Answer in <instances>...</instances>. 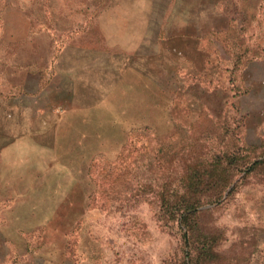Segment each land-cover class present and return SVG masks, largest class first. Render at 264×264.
I'll return each mask as SVG.
<instances>
[{"label":"rangeland","instance_id":"obj_1","mask_svg":"<svg viewBox=\"0 0 264 264\" xmlns=\"http://www.w3.org/2000/svg\"><path fill=\"white\" fill-rule=\"evenodd\" d=\"M0 97L85 154L84 200L0 264H264V0H0ZM191 171L230 184L185 194V238Z\"/></svg>","mask_w":264,"mask_h":264},{"label":"crops","instance_id":"obj_2","mask_svg":"<svg viewBox=\"0 0 264 264\" xmlns=\"http://www.w3.org/2000/svg\"><path fill=\"white\" fill-rule=\"evenodd\" d=\"M125 54L129 55L127 51L121 55ZM96 71L93 75L99 78ZM111 77L107 75L104 80L110 81ZM83 78L76 92L78 101L102 95L106 87L91 83L86 75ZM22 114L21 105L7 103L0 97L1 262L8 255H22L20 248L31 247L30 238L34 232L39 235L54 229L52 225L56 221H63V214L69 215L64 209L70 207L71 200L80 198V191L81 199L85 198V175L83 172L80 176L79 171L80 156L83 167L85 162L83 133L75 126H46L41 130L23 131ZM72 117L67 110L61 121H70Z\"/></svg>","mask_w":264,"mask_h":264},{"label":"trees","instance_id":"obj_3","mask_svg":"<svg viewBox=\"0 0 264 264\" xmlns=\"http://www.w3.org/2000/svg\"><path fill=\"white\" fill-rule=\"evenodd\" d=\"M225 159H227L228 163L231 164L233 157L231 156H227L225 157ZM217 165H220V161L217 162ZM223 172V170L221 171V173ZM228 178H224V179H218V180H214L211 181L212 179H210V177L207 178H203V176L201 174H199L198 171H191L190 174L188 175L187 179H186V183L184 186V195L181 196L182 198V203L183 206L182 208H180V213H179V217H180V226L183 230V235L186 237L191 236L192 233L195 231L196 226L195 223L193 222V215H195L196 211H197V207H198V202L199 200L197 199H193L192 197L188 198L186 197L185 194H190L191 192H198L200 190V188L204 185H209L211 182H213V187L214 190L218 191L219 193H221L223 191L224 188L228 187L230 182L229 180H227ZM165 202L169 205H171L172 203H174L173 205H176V201L170 202L165 200ZM200 256H202L203 254L206 255V251L202 249H200Z\"/></svg>","mask_w":264,"mask_h":264}]
</instances>
